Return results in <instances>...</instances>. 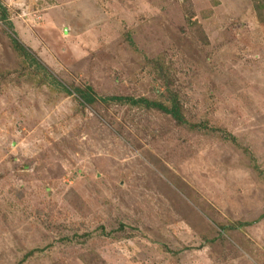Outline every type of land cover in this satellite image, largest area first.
I'll return each mask as SVG.
<instances>
[{"label": "rangeland", "instance_id": "1", "mask_svg": "<svg viewBox=\"0 0 264 264\" xmlns=\"http://www.w3.org/2000/svg\"><path fill=\"white\" fill-rule=\"evenodd\" d=\"M0 1V264H264V0Z\"/></svg>", "mask_w": 264, "mask_h": 264}, {"label": "trees", "instance_id": "2", "mask_svg": "<svg viewBox=\"0 0 264 264\" xmlns=\"http://www.w3.org/2000/svg\"><path fill=\"white\" fill-rule=\"evenodd\" d=\"M0 20H2L4 25H6L10 31L14 50L21 53V55H23L25 60H32V62H34V64H37V65L41 66L42 68H44L42 63L38 62L37 56L34 54V52L29 47H27L25 44H23L16 37L14 23L9 18V12H8L7 7L1 1H0ZM49 77L55 79L57 84L60 87H62L66 92L72 93V89L68 86H65V84H63L61 81H59L58 78L53 76V73H51L49 70L46 72V76H45L43 81L46 82L47 79L48 80L50 79ZM73 90L79 94V97L82 100L81 101L82 104L93 105V104L97 103L98 100L103 99V97H99L96 93H94L93 88L91 86L76 87ZM107 99L110 101H115V102H119V101L120 102H127V103H131L133 105H137V106H141V107L145 106V107H148L149 109L150 108L160 109V110H162L168 114H171L180 123H186L187 122L184 114L182 113L180 101H179V94L177 92H170L169 103H166L163 101L149 100V99L143 98V97L135 99L133 97H123V96H115V95L105 97L103 99V101H107ZM192 125H194V124H192ZM204 125H205V127H208V128L209 127L214 128V126L210 125V123H207ZM261 218H264V213L259 217V219H261ZM257 221L258 220L254 221V222H242L241 225L247 226V225H250V224L255 223ZM231 227H233V226H231ZM236 227H238V226L236 225ZM223 228L228 229L226 226H223ZM37 252H39L38 248H31L29 250H26L24 253V260L28 259L29 257H32Z\"/></svg>", "mask_w": 264, "mask_h": 264}]
</instances>
